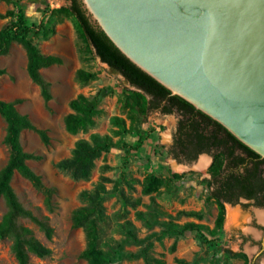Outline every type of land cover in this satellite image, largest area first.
Instances as JSON below:
<instances>
[{
	"label": "rangeland",
	"instance_id": "374dc122",
	"mask_svg": "<svg viewBox=\"0 0 264 264\" xmlns=\"http://www.w3.org/2000/svg\"><path fill=\"white\" fill-rule=\"evenodd\" d=\"M67 4L66 0H0V12L13 9L18 13L22 9L29 22H45L54 27V34L35 36L33 40L43 53L63 59L61 64L42 69L51 83L52 98L46 101L40 86L28 75V57L22 45L13 43L10 51L0 58V68L5 69L0 75V99L18 101L17 109L49 136V143H44L38 132L26 129L21 142L26 151L37 156L28 161L29 165L46 186L54 188L50 200L19 173L12 179L22 204L53 228L52 236L48 237L30 218L18 219L19 224L31 228L34 236L51 249L45 257L31 253L30 264H87L81 257L87 244L86 234L83 228L73 226L72 215L84 204L81 192L99 182L108 191L104 202L106 217L100 224V246L111 254L113 264H146L145 249L153 259L151 264H178L179 259L190 264H244L241 253L253 258L260 251L264 235V208L245 200L236 205L225 203L223 228L216 229L219 204L209 183L213 180L210 169L215 158L208 153L200 154L192 162L175 157L172 149L177 114L138 112L129 134L119 140L120 135L113 132L116 129L113 117L127 118L125 98L137 89L109 72L73 16L54 12ZM8 20L0 18V27ZM80 68L95 73V78L79 80L76 74ZM99 89H105V94L95 124L75 134L68 132L65 117L71 112L70 101L80 93L92 96ZM127 124L131 125L129 118ZM6 127L0 115V171L9 158L4 143ZM92 133L114 134L118 143L96 161L87 179L74 178L57 164L71 156L79 139H88ZM139 139L142 146L127 153L123 141L136 145ZM203 158L207 161L200 165ZM150 176L160 178L163 184L159 190L146 194L143 187ZM229 209L237 210L240 216L228 226ZM7 211L6 201L0 197V221ZM169 222H195L206 228L203 234L187 231L178 236L164 233ZM12 245L11 236L0 237V264H19ZM258 263L264 264V252Z\"/></svg>",
	"mask_w": 264,
	"mask_h": 264
},
{
	"label": "trees",
	"instance_id": "16d2710c",
	"mask_svg": "<svg viewBox=\"0 0 264 264\" xmlns=\"http://www.w3.org/2000/svg\"><path fill=\"white\" fill-rule=\"evenodd\" d=\"M11 2L13 0H2ZM67 6L56 9V14L73 16L79 24L82 35L92 46L95 55L108 66L109 72L122 80L125 84L137 90L127 96L124 107L128 109L127 118L131 120L128 126L127 118L114 116L112 119L116 129L113 132L120 135V139L129 134L135 122L136 114L160 111L164 114H177L178 121L174 131L172 151L176 158L184 157L192 162L202 153L212 154L215 158L211 166L213 180L209 183L213 187L212 195L218 200L219 212L216 219V229H222L225 221V202L233 205L239 203L240 198L254 199L256 206L264 207V157L241 142L220 122L213 119L191 102L172 91L132 62L108 37V35L94 23L87 15L82 0H66ZM0 18L9 20L0 27V58L6 55L13 43H19L25 49L28 57L27 72L33 82L41 88L43 98L48 101L52 98L51 83L44 77L42 69L54 64H61L63 59L55 54L43 53L34 42L35 36L49 37L55 33V28L45 22H29L22 9L18 13L8 9L0 12ZM5 69L0 68V75ZM77 78L89 81L95 78V73L80 68ZM105 89H99L96 94L88 96L80 93L70 101L71 112L65 117V126L68 132L78 133L95 124L96 116L101 112L100 104ZM18 101L0 99V115L7 123L4 143L9 149V158L0 171V197L7 203L8 211L0 221V237L13 238L12 250L19 264H30V254L45 257L51 249L37 239L31 228L18 223L20 217H27L36 222L51 237L53 228L32 210L26 208L12 185L16 173L28 179L38 190L43 191L50 200L54 188L48 187L42 177L35 172L28 161L37 158L34 153L24 149L21 134L24 130H35L44 143H49V136L43 129H37L28 115L21 113L17 107ZM114 134L92 133L90 138L79 139L70 157L57 164L62 170L68 171L74 178L87 179L96 161L111 148L116 146ZM143 142L138 140L136 145L123 141L126 152L136 150ZM163 181L150 176L146 179L143 192L151 194L162 186ZM108 193L103 182L97 183L91 189L81 192L84 204L73 211L72 222L74 227L83 228L86 234V247L81 257L87 264H113L109 252L100 246V224L106 217L105 198ZM139 214H141L139 212ZM206 227L195 222L179 224L169 222L164 229L166 234L183 235L187 231H198L203 234ZM130 234L135 235L132 231ZM147 263L153 259L143 251ZM244 264H250V259L244 253ZM178 264H190L179 259ZM254 264H259L258 260Z\"/></svg>",
	"mask_w": 264,
	"mask_h": 264
},
{
	"label": "water",
	"instance_id": "95a60500",
	"mask_svg": "<svg viewBox=\"0 0 264 264\" xmlns=\"http://www.w3.org/2000/svg\"><path fill=\"white\" fill-rule=\"evenodd\" d=\"M82 3L132 62L264 157V0Z\"/></svg>",
	"mask_w": 264,
	"mask_h": 264
},
{
	"label": "flooded vegetation",
	"instance_id": "af4514ba",
	"mask_svg": "<svg viewBox=\"0 0 264 264\" xmlns=\"http://www.w3.org/2000/svg\"><path fill=\"white\" fill-rule=\"evenodd\" d=\"M244 200L245 201H251L255 205L254 199H247L244 197L240 198L239 203L243 202ZM225 203H229V202H225ZM229 204H231V203H229ZM231 205H233V204H231ZM258 207H261V206H258ZM262 208H264V207H262ZM263 252H264V235H263V238H262L261 243H260V251L253 258L250 259V264H254L258 260L259 256L263 254Z\"/></svg>",
	"mask_w": 264,
	"mask_h": 264
},
{
	"label": "bare ground",
	"instance_id": "6f19581e",
	"mask_svg": "<svg viewBox=\"0 0 264 264\" xmlns=\"http://www.w3.org/2000/svg\"><path fill=\"white\" fill-rule=\"evenodd\" d=\"M206 159V158H205ZM204 158L200 161V165H204V163L207 161ZM229 214H228V219H227V224L228 226L231 223H235L237 221V219L240 216V213L237 210H233V209H229Z\"/></svg>",
	"mask_w": 264,
	"mask_h": 264
}]
</instances>
